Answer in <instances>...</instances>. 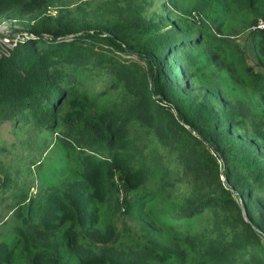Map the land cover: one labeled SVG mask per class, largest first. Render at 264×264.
<instances>
[{
  "label": "trees",
  "instance_id": "obj_1",
  "mask_svg": "<svg viewBox=\"0 0 264 264\" xmlns=\"http://www.w3.org/2000/svg\"><path fill=\"white\" fill-rule=\"evenodd\" d=\"M48 2L0 0V10L19 7L18 11H22ZM232 2L249 12L250 27L258 18L264 20V0ZM106 27L104 31L93 29L77 35V27L55 28L39 22L31 25L20 39L0 43V120L11 122L10 145L18 153L15 163L24 168L37 167V130L53 129L71 151L79 175V179L67 180L47 192L32 194L31 184H19L8 172L9 167L0 165V189L8 190L10 197L4 204L5 215L10 213L5 236H11L0 241V264H12L16 249L27 264H186L189 257L193 264H264V234L253 199L242 197L246 221L235 200L236 193L243 195L244 189L258 199L260 189L256 193L254 184L259 177L255 172L264 169V160L218 137L225 119L210 103L171 93L166 85L165 63L161 61L178 58L177 63L185 65L188 57L181 55L182 44L207 43L221 51L232 46L193 16L185 20L184 29L168 37V42L166 38V48L161 53L157 47L160 39L150 30H136L117 20ZM250 38L257 39L264 56V28L252 29ZM260 60L264 65V57ZM94 61L98 73L89 67ZM106 71L116 74L117 83L123 88L119 104L99 114L80 95L63 108L58 107L60 102L65 103L67 91L80 84V78H100ZM183 72L181 69L180 74ZM131 77L151 78V85L147 91L140 86L135 88L138 83L134 86ZM251 85L264 87V74L253 75ZM130 89L139 92L130 93ZM153 97L169 120L164 123L163 134L171 150L178 152L194 140L192 145L201 146L194 160L201 169L199 178L219 182L223 172L231 183L226 187L220 181L217 193L171 211V220L184 227L206 220V231L186 237L183 249L161 242L143 223L131 226L126 222L141 202L155 199L162 191V183L153 173L155 163L151 164L145 149L152 147V130L160 134L157 127L162 128L164 121L154 123L152 113L133 120L132 111L138 100ZM125 101L130 102L128 110H123ZM226 117L231 127L239 120ZM164 175L167 173L162 171L160 176ZM173 193L169 190L162 196L166 194L167 198ZM93 203L105 205L109 215L121 221L118 227L110 223L105 238L91 226ZM207 222L221 225L211 232ZM62 227L64 242L45 239V234ZM65 246L71 248L74 257L66 253Z\"/></svg>",
  "mask_w": 264,
  "mask_h": 264
},
{
  "label": "rangeland",
  "instance_id": "obj_2",
  "mask_svg": "<svg viewBox=\"0 0 264 264\" xmlns=\"http://www.w3.org/2000/svg\"><path fill=\"white\" fill-rule=\"evenodd\" d=\"M262 7L261 10L264 11V4ZM18 9L19 7L0 10V43L10 44L20 39L31 25L39 22L55 28L77 27L79 30L76 34L79 35L84 31L91 32L93 29L104 31L107 29V23L117 20L131 24L136 30H150L149 33L155 34L160 39L157 47L161 53L166 48V38L168 42V37L177 34V30L184 29L185 20L193 16L204 23L215 36L228 41L233 50L226 47L221 51L207 43L196 46L182 44L181 55L188 57L185 65L181 66L177 63L178 58L176 60L161 58L167 71L168 90L177 97L190 96L196 102L210 103L209 105L221 114L220 118L225 119L218 137L225 142H232V146L234 142L258 159L264 160V87L253 88L251 85L253 75L264 74V65L260 62V58L264 56L257 39L250 38L252 29L264 28L263 19L258 18L250 27L249 12L237 8L232 0H49L48 3L39 7L28 6L22 11ZM132 57L136 58L134 55ZM94 63L95 61L90 62L89 67L98 73V66H94ZM181 69L184 71L183 74H180ZM102 75L103 77L100 78L95 75L92 80L80 78V84L77 83L67 91L65 103L60 102L58 107L63 108L80 95L84 96L85 100L93 106L94 112L99 114L119 104L122 100L123 88L120 83H117L118 77L107 71ZM132 78L133 85L138 83L137 86L134 85L135 88L140 86L147 91L151 85V78L131 77L129 80ZM129 91L130 93L139 92L138 89ZM138 101L133 105V120L144 119L148 113H152L154 123L159 120L164 121L162 128L157 127V132L160 134H155L152 130L149 136L152 147L145 149L146 155L152 161L151 164L161 166L155 168V165H152L155 179L162 183V191L155 199L141 202L132 216L127 217L126 222L131 226L143 223L161 242L183 249L186 247L184 242L186 237L206 231V220L199 219L192 226L184 227L171 220V211L180 208L183 203L196 201L201 197L205 199L208 194L217 193L220 181L226 187L231 183L222 172L223 166L220 168L222 174L219 182L212 178L200 179L201 169L194 160L198 157L201 146H194L192 145L194 140H189L186 148L178 152L172 151V146L164 140V123L168 124L167 115L157 108L154 97L149 100L142 98ZM130 102L122 103L123 110H128ZM226 116L239 120L235 122L234 127H231ZM10 123L8 119L0 120V165L9 167L8 172L19 184L28 182L32 185V194H35L38 191L47 192L49 188L67 180L79 179L71 151L62 143L53 129L37 130L34 138L36 147L39 149L35 154L38 160L37 167L24 168L21 164L15 163L18 153L17 149L10 145L12 141L9 132ZM191 132L195 134L194 131ZM192 158H194L193 161H190ZM219 164L221 166L222 161ZM2 171L0 169V177ZM162 171L166 172L167 176H160ZM262 172L264 169L255 172L259 177V181L254 184L256 193L260 189L258 199H255L256 195L244 189L243 195L236 193L235 200L241 209V217L246 221L247 218L242 209L243 198L253 199L264 234V176ZM169 190L175 193L167 198L165 196L168 192L162 196ZM119 192L122 197L123 189ZM8 194V190L3 192L0 189V241L1 239L9 240L11 237L5 236L8 228L7 219L10 218V213L5 215L4 207L5 202L10 200ZM90 211L89 219L92 220V228L102 233L104 238L109 234L110 223L118 227V223L121 222L109 215L110 210L105 205L93 203ZM123 216L125 220V215ZM207 225L213 232L221 223L212 225L207 222ZM63 231L62 227L60 230L45 234L44 237L47 240L58 239L64 242ZM65 251L74 257L70 247L65 246ZM12 264H27L25 258L20 256L18 249L13 252ZM186 264H193L190 257Z\"/></svg>",
  "mask_w": 264,
  "mask_h": 264
},
{
  "label": "water",
  "instance_id": "obj_3",
  "mask_svg": "<svg viewBox=\"0 0 264 264\" xmlns=\"http://www.w3.org/2000/svg\"><path fill=\"white\" fill-rule=\"evenodd\" d=\"M153 87V86H152Z\"/></svg>",
  "mask_w": 264,
  "mask_h": 264
}]
</instances>
